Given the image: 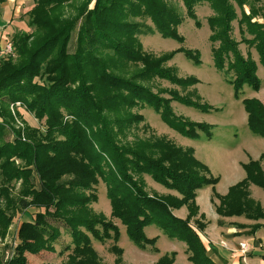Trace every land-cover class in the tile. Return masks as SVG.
<instances>
[{"label": "trees", "instance_id": "16d2710c", "mask_svg": "<svg viewBox=\"0 0 264 264\" xmlns=\"http://www.w3.org/2000/svg\"><path fill=\"white\" fill-rule=\"evenodd\" d=\"M7 1L0 0V5ZM75 1L35 0L28 12L33 32H15L12 53L0 58V240L19 214L33 215L18 225V257L7 264H26L25 253L54 252L62 235L56 224L63 225L71 238L65 264H101L92 240L118 243L121 232L112 219L92 208L98 201L99 181L106 185L111 217L143 250L151 246L157 252L156 239L145 232L156 226L170 239L185 243L193 264H217L198 235L204 226L190 222L198 211L197 191L206 186L212 187L219 201V215L244 217L255 222L250 234L264 233V209L248 190L255 185L264 191L260 167L264 154L243 164L245 179L220 195L215 190L219 178L195 158L192 148H176L164 138L126 142L127 133L143 120L134 110L145 106L183 137L198 140L203 133L212 139V125L178 117L170 107V101L176 100L203 112L212 109L195 91H187L198 79L180 77L175 67L167 65L178 53L201 64L200 53L184 47L179 32L186 18L201 25L196 13L200 4H208L213 12L207 23L209 40L217 44L212 50L214 67L230 77L226 80L235 98L241 99L245 87L261 89L258 65L240 52L233 22L237 21L240 43L255 48L264 67V0H180L182 8L177 0H80L76 6ZM153 32L180 47L159 56L147 53L139 36ZM156 80L168 81L184 94L167 89L155 92ZM164 93L171 98H163ZM242 104L248 129L264 138L262 103L246 98ZM21 107L42 125H28ZM17 119L23 129L16 128ZM144 175L181 198L151 195ZM183 205L189 210L185 220L173 214ZM112 251L119 256L115 264H123L122 250L114 245ZM174 256L166 255L157 264H173Z\"/></svg>", "mask_w": 264, "mask_h": 264}, {"label": "rangeland", "instance_id": "374dc122", "mask_svg": "<svg viewBox=\"0 0 264 264\" xmlns=\"http://www.w3.org/2000/svg\"><path fill=\"white\" fill-rule=\"evenodd\" d=\"M80 0H76L73 5L79 4ZM178 5L182 8V3L177 0ZM35 0H8L7 3L0 5V58L8 56L3 53L2 49L7 44H11V38L16 32L32 33L34 28L29 25L28 12L34 7ZM247 9V7H246ZM75 10H70L74 12ZM196 13L201 25L196 26L194 20L186 18L179 28L180 34L185 38L184 47L196 50L200 53L201 64L196 65L188 60L183 53H178L172 61L167 63L168 66L175 67L180 77L186 78L193 76L198 79V84L191 87L187 91H195L196 95L201 98L202 103L211 106L209 112H203L193 107L186 106L176 100L170 101V107L174 114L183 119L190 120L195 123H205L213 126V137L208 140L205 134L200 133L198 140L183 137L180 133L170 128L153 108L145 106L136 108L134 112L140 114L143 120L132 127L127 133L126 142H132L135 139H165L174 144L176 148L194 150L195 158L202 164L207 166L214 177H218L220 184L215 190L228 193L229 188L240 183L246 177L243 164L250 160H259L264 154V138L250 132L247 126V112L245 111L242 99H257L263 105L264 109V67L259 63V57L255 48H249L247 45L240 43L241 36L239 34L237 21L233 22V37L239 43L240 52L251 58L258 65L257 75L261 79V89L256 92L249 87H245L241 99L235 98V92L232 85L226 80L229 76L218 73L214 67L212 50L217 44H212L209 40L211 31L209 29L207 18L213 14L210 6L206 3L196 7ZM239 14V10L237 9ZM260 22H263L259 18ZM149 27L153 28L150 21H147ZM76 34L73 36L75 41ZM143 44V48L147 53L159 56L163 53L176 50L180 44L172 39L163 38L159 33H147L139 36ZM73 47V44L71 48ZM72 50V49H71ZM249 53V54H248ZM154 91L159 89L176 90L180 94L184 91L172 85L168 81L156 80L153 83ZM161 96L170 99L169 93ZM25 122L33 127L41 126L37 119L34 118L24 107L19 109ZM23 122L17 119L16 128L23 129ZM25 137V135H22ZM13 139V133L9 131V140ZM23 140V139H22ZM18 160L16 164H19ZM260 167L264 174V161L260 162ZM146 184V190L151 195L161 197L181 196L172 190H168L164 186L154 182L148 175L143 176ZM235 182L233 185L232 183ZM16 191L20 187V183H16ZM250 198L256 201L264 209V191L255 186L250 185ZM98 201L92 204V208L97 213H102L106 218L112 219L120 228L121 238L118 243L112 240L99 242L92 240L101 264H115L119 256L112 251V247L116 245L122 250L120 259L123 264H157L164 256H174L173 264H193L189 260V253L185 243L170 239L156 226H149L145 229L146 235L150 239H156L154 247L148 246L146 250L138 248L131 242L126 234V228L117 219L111 217L112 207L107 196L106 185L99 181L96 186ZM220 194V193H219ZM220 194V195H225ZM195 204L198 208L197 214L191 217L190 222L196 225L200 223L204 226L202 232L198 231V235L203 242L206 250L217 254L221 252L226 259L223 264H263L258 259L264 261V233L262 230L250 234V227L255 224L253 221L246 220L244 217H223L217 213V205L219 201L214 198L212 187L206 186L197 191ZM5 205V204H4ZM173 214L180 218L186 219L189 216V210L186 205L179 209L173 210ZM33 216V215H32ZM30 213H25L16 218L17 222L10 227L9 234L1 241L2 263H10L17 258V235L16 230L22 221L32 219ZM62 233L58 241L55 243V251H41L38 254L25 253L26 264H65L68 261L71 250L65 249L71 244V238L66 233L65 227L56 224ZM230 234L232 236L228 237ZM227 235V236H226ZM261 245L260 249L257 245ZM240 248V249H236ZM257 248V249H256ZM256 250L257 259L250 261L249 255L245 254ZM216 251V252H215ZM236 253H242V257L236 258ZM236 258L235 262L233 261ZM229 259V260H228ZM213 260V259H212ZM214 261V260H213ZM215 262V261H214ZM216 263V262H215Z\"/></svg>", "mask_w": 264, "mask_h": 264}, {"label": "crops", "instance_id": "0c3cea01", "mask_svg": "<svg viewBox=\"0 0 264 264\" xmlns=\"http://www.w3.org/2000/svg\"><path fill=\"white\" fill-rule=\"evenodd\" d=\"M7 3V2H6ZM5 4V3H4ZM6 46V45H5ZM4 49V48H3ZM2 49V50H3ZM220 184V181H219V183L216 185V189H217V187H218V185ZM233 185L235 184V182H233L232 183ZM211 187V186H210ZM220 194H225L226 192L224 191V192H222V191H220L219 192ZM228 235V234H227ZM226 235V236H227ZM228 237H231L232 238V236L229 234L228 235ZM260 244L259 245H257L256 247L258 248L259 247V249H260ZM256 248V249H257ZM236 249H240V248H236ZM216 252V251H215ZM256 253H257V251L256 250H253L252 252H248V254H245V257H247L248 255H249V257H250V261L251 260H253V259H257L258 257L256 256ZM237 254V256H236V258L237 257H239V256H241L242 257V253H236ZM220 256H222V258H224L225 256L222 254V250H221V252H217V254L215 253V254H213V256H212V259L217 263V264H223L224 262L223 261H225L224 259H226V257L224 258V259H220ZM236 258L234 257V259H233V261L235 262V260H236ZM243 258V257H242ZM248 258V257H247ZM259 260H260V262L261 263H263L264 264V261L261 259V257H259L258 258ZM229 260V259H228ZM226 261H227V259H226ZM235 264H237L236 262H235Z\"/></svg>", "mask_w": 264, "mask_h": 264}, {"label": "built area", "instance_id": "2783aa9c", "mask_svg": "<svg viewBox=\"0 0 264 264\" xmlns=\"http://www.w3.org/2000/svg\"><path fill=\"white\" fill-rule=\"evenodd\" d=\"M12 49H13L12 44H7L2 51L3 53H6L8 55L12 53Z\"/></svg>", "mask_w": 264, "mask_h": 264}]
</instances>
